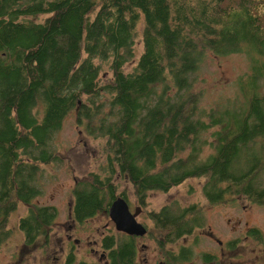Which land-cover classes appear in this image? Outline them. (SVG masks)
Returning <instances> with one entry per match:
<instances>
[{"label": "trees", "instance_id": "1", "mask_svg": "<svg viewBox=\"0 0 264 264\" xmlns=\"http://www.w3.org/2000/svg\"><path fill=\"white\" fill-rule=\"evenodd\" d=\"M208 53L247 56L243 100L202 105L196 75ZM263 87L264 0H0V216L27 203V241L48 233L57 208L31 202L46 191L45 166L62 160L52 141L72 111L108 147L101 172L75 182L79 221L109 209L118 174L141 202L192 177L206 178L212 202L259 199Z\"/></svg>", "mask_w": 264, "mask_h": 264}, {"label": "flooded vegetation", "instance_id": "2", "mask_svg": "<svg viewBox=\"0 0 264 264\" xmlns=\"http://www.w3.org/2000/svg\"><path fill=\"white\" fill-rule=\"evenodd\" d=\"M204 184L205 201L168 200L152 209L144 207L150 205L145 199L148 191L145 201L139 199L137 204L129 202L117 184V198L125 195L136 223L146 229L143 235L119 230L110 216L112 204L101 211L110 217L100 231L92 227L91 221L101 212L79 221L72 201L69 220L60 225L58 206L38 203L36 199L31 204L54 206L58 216L47 234L28 242L20 221L27 216L30 205L19 201L8 217L0 216V264H264V220L260 215L264 214V196L256 199L243 193L231 199L227 192L223 200L212 202L204 194ZM20 205H26L27 210L11 225L12 215ZM16 226L21 235L14 231ZM124 238L130 241L128 258L120 255L127 244L122 242Z\"/></svg>", "mask_w": 264, "mask_h": 264}, {"label": "rangeland", "instance_id": "3", "mask_svg": "<svg viewBox=\"0 0 264 264\" xmlns=\"http://www.w3.org/2000/svg\"><path fill=\"white\" fill-rule=\"evenodd\" d=\"M141 38L142 27L138 29L135 43V49L139 54L143 50ZM135 61L133 59L127 63L126 70H130ZM250 72L251 64H249L245 54L236 53L217 56L213 53H208L196 75L198 78L196 88L201 90L203 94L202 105L211 107L222 100L230 103L236 99L243 100L244 94L250 93V87L253 82ZM103 77L105 78L104 74ZM108 77H110L109 73ZM262 91H264V87ZM52 143L59 150L60 159L62 160L61 162L45 166L43 183L46 186V191L37 199V202L57 205L60 210L58 223L63 225L69 220L76 179L83 178L90 172H101L104 165L107 164L106 152L108 147L104 137L94 138L87 133L86 127L78 124L75 111L67 115L63 127L56 132ZM116 179L115 182L118 184L120 192H124L128 201L132 200L133 203L140 204L133 184L122 175ZM204 182V177H192L167 192L160 190L148 191L145 199L150 202V205L144 207L152 209V207L162 205L168 200H180L183 202L205 201L206 199L202 192ZM26 210V205H20L13 213L10 224L14 225L17 223ZM260 215L264 220V214ZM109 217L107 212L99 213L91 221L94 223L92 227L101 231L104 227L102 224ZM57 229H59L58 226ZM14 231L19 232L21 235L18 226H16ZM94 234L101 237L97 233Z\"/></svg>", "mask_w": 264, "mask_h": 264}, {"label": "water", "instance_id": "4", "mask_svg": "<svg viewBox=\"0 0 264 264\" xmlns=\"http://www.w3.org/2000/svg\"><path fill=\"white\" fill-rule=\"evenodd\" d=\"M110 216L119 230L136 232L139 235L146 233L142 224L136 223L135 215L130 212L129 205L124 197H118L110 207Z\"/></svg>", "mask_w": 264, "mask_h": 264}]
</instances>
